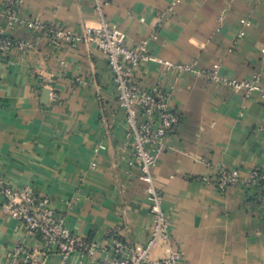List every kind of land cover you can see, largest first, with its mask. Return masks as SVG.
Here are the masks:
<instances>
[{
  "label": "crops",
  "instance_id": "obj_1",
  "mask_svg": "<svg viewBox=\"0 0 264 264\" xmlns=\"http://www.w3.org/2000/svg\"><path fill=\"white\" fill-rule=\"evenodd\" d=\"M6 0H0V11ZM103 13L127 45L155 35L149 52L176 63L196 61L199 74L180 73L148 62L134 71L140 87L175 78L173 107L179 115L169 149L153 168L182 264H264V198L250 191L216 189L197 180L225 164L242 175L264 170V98L207 77L219 64L223 77L264 86V0H106ZM18 13L79 33L98 25L91 0H22ZM223 15L221 22L218 17ZM240 19L249 25L237 39ZM25 51L0 56V176L13 187L30 186L63 213L72 232L97 243V257L120 238L134 249L150 236L152 218L146 183L131 154L104 53L92 43L52 45L42 33L18 26ZM50 92L43 98V89ZM0 264L18 245L41 264H95L78 253L44 255L39 232L26 233L2 209ZM164 253L158 245L152 257Z\"/></svg>",
  "mask_w": 264,
  "mask_h": 264
},
{
  "label": "built area",
  "instance_id": "obj_2",
  "mask_svg": "<svg viewBox=\"0 0 264 264\" xmlns=\"http://www.w3.org/2000/svg\"><path fill=\"white\" fill-rule=\"evenodd\" d=\"M94 9L100 16L98 25L85 26L79 33H74L63 26L48 25L38 18H23L18 9L22 0H6L0 11V56L15 49L25 51L31 46L27 39L14 36L11 30L18 26L42 33L54 46L66 43H92L100 49L105 57L114 85L115 96L124 113L126 122L125 136L130 143L131 154L126 159L129 166H138L141 179L146 183L152 226L150 236L142 247L134 249L120 238L113 240L109 247L101 251L103 258L97 257V243L72 232L66 224V218L58 211L45 195L34 192L30 186L13 187L0 176V194L4 201L2 209L24 227L26 233L39 232L44 255L60 253L66 257L78 253L92 259L95 264H182V253L175 245L167 214L162 207V195L156 188L153 168L161 153L169 149L168 140L179 125V115L173 107L175 78L165 85L145 88L134 85L131 77L134 71L148 62L163 65L167 71L175 75L180 73L199 74L201 70L196 61L176 63L168 59L155 57L149 52V40L155 35L127 45L121 41V32L111 27L104 16L103 8L106 0H91ZM182 0H171L168 10L171 11ZM223 15L218 17L221 22ZM241 28L236 34L239 39L244 28L249 25L247 19H240ZM264 52V47L261 49ZM207 77L224 86L242 90L244 97L258 93L264 98V86L258 74L248 80L223 77L219 74V64L214 63L207 69ZM199 181L212 183L219 191L238 187L250 191L259 189L264 198V170L254 168L247 175L233 167L221 163L210 168L208 174L197 178ZM163 245L164 253L160 257H152L153 250ZM7 264H41L32 251L18 245L6 253Z\"/></svg>",
  "mask_w": 264,
  "mask_h": 264
},
{
  "label": "water",
  "instance_id": "obj_3",
  "mask_svg": "<svg viewBox=\"0 0 264 264\" xmlns=\"http://www.w3.org/2000/svg\"><path fill=\"white\" fill-rule=\"evenodd\" d=\"M49 92H50V89H48V88H44V89H43V98H47Z\"/></svg>",
  "mask_w": 264,
  "mask_h": 264
}]
</instances>
